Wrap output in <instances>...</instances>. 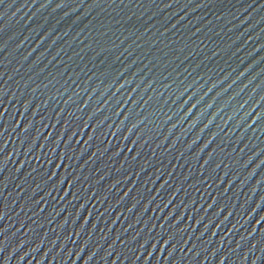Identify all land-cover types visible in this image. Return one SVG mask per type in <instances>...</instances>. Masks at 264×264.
<instances>
[{
  "label": "water",
  "instance_id": "1",
  "mask_svg": "<svg viewBox=\"0 0 264 264\" xmlns=\"http://www.w3.org/2000/svg\"><path fill=\"white\" fill-rule=\"evenodd\" d=\"M0 264H264V0H0Z\"/></svg>",
  "mask_w": 264,
  "mask_h": 264
}]
</instances>
